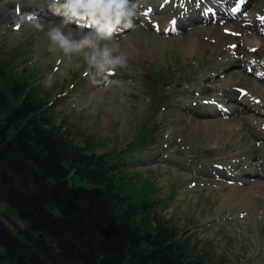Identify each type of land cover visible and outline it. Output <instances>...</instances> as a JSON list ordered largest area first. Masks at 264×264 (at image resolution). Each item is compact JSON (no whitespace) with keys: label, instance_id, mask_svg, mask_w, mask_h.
Listing matches in <instances>:
<instances>
[{"label":"trees","instance_id":"trees-1","mask_svg":"<svg viewBox=\"0 0 264 264\" xmlns=\"http://www.w3.org/2000/svg\"><path fill=\"white\" fill-rule=\"evenodd\" d=\"M21 80L0 61V202L26 223L0 217V264H209L130 184L107 177L105 156L74 145Z\"/></svg>","mask_w":264,"mask_h":264},{"label":"rangeland","instance_id":"rangeland-1","mask_svg":"<svg viewBox=\"0 0 264 264\" xmlns=\"http://www.w3.org/2000/svg\"><path fill=\"white\" fill-rule=\"evenodd\" d=\"M2 19L0 18V27H6L9 32L4 39H7L5 41L7 43L6 49L8 52L14 50L18 53L14 64L16 65L21 61L24 62L22 67L34 69L32 71L36 73L38 79L36 84H41V86L43 84V89H46L44 81L48 74L54 73L55 79L52 86L56 84L58 86L56 90H59L60 95H62L58 97L56 91L52 90L50 101H59L57 107L53 108L54 117L57 120L65 118L66 126L81 147L86 146L87 142H92L96 153H117L138 137L139 127L143 136L146 134L145 137L157 140L158 145L170 146L169 143H176V145L170 146L171 152L166 154L157 145L160 149L156 155L159 160L145 164V167L142 168L143 178L153 183L149 187V189L153 188V191H149L154 198L166 199L171 190L170 185L173 183L175 187L180 189L179 193L182 192L181 200H178L177 196L176 201L172 198L169 202L170 205L174 202L172 208L179 207L176 212L170 213L165 210L163 215L172 216L171 220L179 228L188 224V221L194 217L193 214L201 216L200 222L204 223L203 225L200 226L201 223L198 221L195 224L199 225L190 226L191 233L194 235L192 240L197 244L199 249L197 252L213 255L216 262L222 259L225 261L224 264H264V220L257 218V213L264 211L262 209L256 210L253 204L242 199L228 203L225 200L226 191H223V196H220V189L210 190V184L197 174L193 173L192 176H188L187 172L164 160L166 156L179 154L176 152L183 148L184 153L181 156L189 157L192 160L190 167L195 168L196 162L208 160L201 156L203 154L211 157V160L221 161L232 151L224 143L227 141L226 138H234L235 134L232 133L229 136L230 129L221 130L225 123L219 121L215 123L206 122L208 130L204 126L202 128L198 126L194 129L189 121L177 124V119L174 117L176 114L174 104L182 98L189 84L185 81L188 79V74L182 68V66L189 67V62H187L189 57L183 53L182 49L187 45L186 41L193 40L195 37L180 38L175 41L176 44H179L178 56L182 59H177L181 63L176 64L175 69L169 71V82L173 80L174 83L169 90L163 92H172L180 87L184 91H182V95H175L176 101L173 99L171 103H163L168 109L161 111L160 108L155 109L157 105L153 103H149L147 108V99L150 96V87L152 86L151 81L147 77H143L141 82H130L126 79L127 73L125 72L128 69H136L137 71L142 69L146 72L143 75L147 76L148 73L153 74L160 70L163 67L160 63L162 61L157 62L154 59V62H151L144 58L137 59L136 52L141 51L146 55L148 52L164 53L165 46L146 44L145 42L143 47L139 43L138 34H131L119 39L120 50L128 59L127 67L116 72L113 79L114 84L105 87L103 95L96 96L93 82L86 80L87 78L77 81L74 88H69L71 76L75 73L80 76L81 73L85 72L86 68L82 63L80 66H76L75 61L68 64L62 60L57 69H54L56 65L52 66L58 57L57 54L49 51V41L46 37V31L52 25L43 23L44 30L40 31L32 27L31 24H24L18 31H13L10 24L11 20L3 21ZM6 49L4 48L3 51ZM33 57H36L35 60H32ZM39 60L41 61L38 64ZM165 69L160 71L164 73ZM62 84H65V90L61 89ZM129 91L135 95H130ZM153 124H156V127ZM151 128L153 129L151 130ZM149 131L150 133H148ZM158 133L161 134L160 138ZM138 162L134 161L127 167L132 164L136 165ZM72 181L75 185H85L77 178H73ZM124 185L121 184L120 186L123 187ZM141 185L136 183L137 188H141ZM146 188L147 185L143 187V189ZM125 191L127 190L125 189ZM125 191L123 192L125 193ZM135 197L133 195V199ZM138 200L140 201V198H137ZM0 211L7 213L9 219L16 220L14 212L2 204H0ZM242 211L247 213V218L246 216L242 219L238 218V214ZM231 217H234V220L227 219ZM210 221L212 224L208 225L207 222ZM18 222L22 226L20 228H26L23 221Z\"/></svg>","mask_w":264,"mask_h":264},{"label":"clouds","instance_id":"clouds-1","mask_svg":"<svg viewBox=\"0 0 264 264\" xmlns=\"http://www.w3.org/2000/svg\"><path fill=\"white\" fill-rule=\"evenodd\" d=\"M49 8L61 17L46 31L50 52L68 64L82 63L84 75L93 82L100 77L107 80L127 67L128 59L117 37L136 27L139 11L134 0H49ZM20 22L44 30V24L32 13L23 15ZM70 25H75V30L66 32ZM54 79V73L48 74L44 86L51 88Z\"/></svg>","mask_w":264,"mask_h":264},{"label":"bare ground","instance_id":"bare-ground-1","mask_svg":"<svg viewBox=\"0 0 264 264\" xmlns=\"http://www.w3.org/2000/svg\"><path fill=\"white\" fill-rule=\"evenodd\" d=\"M261 1H259V3H260ZM258 9H259V7H258ZM249 85H251V84H249ZM254 85V84H253ZM255 86V85H254ZM255 88L256 87H250V89L252 90V91H255ZM246 116H244L243 118H242V121H241V124H240V127H243L244 128V130L245 129H250V128H253V127H251V126H249V124H248V122L247 121H245L244 120V118H245ZM251 117H253V116H251ZM253 126V125H252ZM202 128V127H201Z\"/></svg>","mask_w":264,"mask_h":264},{"label":"snow or ice","instance_id":"snow-or-ice-1","mask_svg":"<svg viewBox=\"0 0 264 264\" xmlns=\"http://www.w3.org/2000/svg\"><path fill=\"white\" fill-rule=\"evenodd\" d=\"M236 9H233V11H235ZM149 11H150V9H149ZM258 75H260V74H258Z\"/></svg>","mask_w":264,"mask_h":264},{"label":"water","instance_id":"water-1","mask_svg":"<svg viewBox=\"0 0 264 264\" xmlns=\"http://www.w3.org/2000/svg\"><path fill=\"white\" fill-rule=\"evenodd\" d=\"M40 237H42V235L40 234Z\"/></svg>","mask_w":264,"mask_h":264}]
</instances>
